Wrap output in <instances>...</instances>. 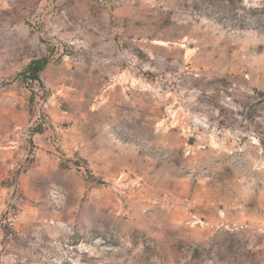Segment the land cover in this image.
Here are the masks:
<instances>
[{
  "label": "rangeland",
  "instance_id": "obj_1",
  "mask_svg": "<svg viewBox=\"0 0 264 264\" xmlns=\"http://www.w3.org/2000/svg\"><path fill=\"white\" fill-rule=\"evenodd\" d=\"M0 264H264V0H0Z\"/></svg>",
  "mask_w": 264,
  "mask_h": 264
},
{
  "label": "trees",
  "instance_id": "obj_2",
  "mask_svg": "<svg viewBox=\"0 0 264 264\" xmlns=\"http://www.w3.org/2000/svg\"><path fill=\"white\" fill-rule=\"evenodd\" d=\"M29 67H32L34 70H38L39 68L42 67V63L40 64V62H32ZM36 76V75H35ZM34 79L36 77H33Z\"/></svg>",
  "mask_w": 264,
  "mask_h": 264
}]
</instances>
